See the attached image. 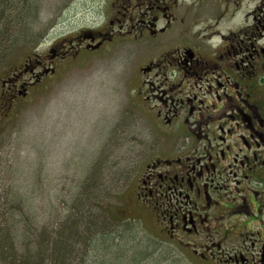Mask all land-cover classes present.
Instances as JSON below:
<instances>
[{
  "label": "flooded vegetation",
  "instance_id": "flooded-vegetation-1",
  "mask_svg": "<svg viewBox=\"0 0 264 264\" xmlns=\"http://www.w3.org/2000/svg\"><path fill=\"white\" fill-rule=\"evenodd\" d=\"M107 2L101 29L50 47L1 93L22 97L82 46L126 42L139 57L136 117L151 134L130 195L159 237L200 262L264 264V0Z\"/></svg>",
  "mask_w": 264,
  "mask_h": 264
},
{
  "label": "rangeland",
  "instance_id": "rangeland-1",
  "mask_svg": "<svg viewBox=\"0 0 264 264\" xmlns=\"http://www.w3.org/2000/svg\"><path fill=\"white\" fill-rule=\"evenodd\" d=\"M107 3L0 0V92L24 63L34 64L50 47L82 30L101 29L109 16ZM85 47L74 57L57 58L51 66L55 73L30 86L25 96L6 103L0 93V196L19 189L29 200L31 223L49 219L56 224L71 206L83 214L98 213L83 189L89 177L103 178L95 204L103 210L113 204L120 217L130 219L131 231L126 232L128 246L120 245L124 257L117 247L100 254L108 264H152L164 247L168 254L161 264H209L159 237L155 217L141 210L126 188L151 141L132 97L131 76L139 57L134 59L121 41H105L100 49ZM116 172H121L118 177ZM120 228V222L114 223L110 235L118 243ZM134 242L150 255L132 259L133 249H128Z\"/></svg>",
  "mask_w": 264,
  "mask_h": 264
},
{
  "label": "trees",
  "instance_id": "trees-1",
  "mask_svg": "<svg viewBox=\"0 0 264 264\" xmlns=\"http://www.w3.org/2000/svg\"><path fill=\"white\" fill-rule=\"evenodd\" d=\"M29 68L24 63L21 70L27 71ZM19 72L13 73L12 77ZM37 84L35 82L33 85ZM120 173L116 172L117 177ZM94 179L95 176L89 177L90 183L84 186L83 193L92 199L88 202L99 208L98 213L83 214V210H74L71 206L69 208L72 211L58 218L56 224L49 219L40 225L34 221L31 223L28 215H33L26 196L19 189L3 193L0 196V264H108L100 254L109 247H117V252L124 257L125 251L122 249L127 245L126 232L131 233L128 223L130 219L120 217L113 204L108 205V210L96 205L99 196L96 197L95 192L104 179ZM116 222H120L121 227L119 243L115 242L113 236L110 237L112 225ZM141 248L143 246L138 242L129 246L128 251L133 249L132 259L138 260L150 255L146 254L148 248ZM167 251L168 248L164 247L159 254L152 255V264L164 263L167 258L163 256H167Z\"/></svg>",
  "mask_w": 264,
  "mask_h": 264
},
{
  "label": "water",
  "instance_id": "water-1",
  "mask_svg": "<svg viewBox=\"0 0 264 264\" xmlns=\"http://www.w3.org/2000/svg\"><path fill=\"white\" fill-rule=\"evenodd\" d=\"M99 44L100 43H97V44H93V45H90V46H87V48H93V47H95V48H98L99 47ZM51 51H53V50H51ZM49 71H54V69L53 68H45V69H43V71H42V74H47ZM39 80V76L37 75L36 77H35V81H38ZM21 94L22 95H26V87H23L22 89H21Z\"/></svg>",
  "mask_w": 264,
  "mask_h": 264
}]
</instances>
